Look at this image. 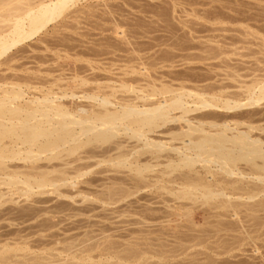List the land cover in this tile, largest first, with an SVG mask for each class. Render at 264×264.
<instances>
[{
    "label": "rangeland",
    "instance_id": "374dc122",
    "mask_svg": "<svg viewBox=\"0 0 264 264\" xmlns=\"http://www.w3.org/2000/svg\"><path fill=\"white\" fill-rule=\"evenodd\" d=\"M3 1L0 19L28 2L10 0L13 3L5 6ZM74 1L60 19L13 49L14 58L9 53L16 75L30 74L28 80L34 83L44 76L53 82L52 87L48 84L52 92L60 94L62 89L61 93L76 96L74 101L69 96L63 100L73 107L75 101L79 106L95 105L84 96L97 86L115 85L118 93L128 81L131 88L124 89L127 93L121 89L118 98L134 97L139 88L148 92L149 81L193 90L210 87L211 92L230 87L229 92H237L243 84L264 80V0ZM9 66L4 67L10 70ZM4 71L0 75L8 72ZM57 79L60 85L54 83ZM140 84L146 85L144 89ZM258 105V112L264 113V101ZM255 107L242 110L254 112ZM124 135L111 144L86 146L81 154L55 160L53 166L64 170L71 168L67 160L72 162L71 174L74 167L82 172L69 182L74 188L69 183L50 186L36 189L29 198L5 200L0 207V264H264V193L254 192L253 199L244 194L240 200L184 198L180 193L184 186L179 184L187 183V176L189 181V176L192 181L206 179L202 165L195 167L192 177L186 169L175 173H188L184 179L181 174V182L177 176L176 185L169 179L175 175L158 183L157 171L164 165L154 174L138 176L114 160L120 155L115 150L119 143L128 152L136 148V142ZM92 148L96 155L100 152L97 159ZM138 156L144 163L149 159L148 154Z\"/></svg>",
    "mask_w": 264,
    "mask_h": 264
},
{
    "label": "bare ground",
    "instance_id": "6f19581e",
    "mask_svg": "<svg viewBox=\"0 0 264 264\" xmlns=\"http://www.w3.org/2000/svg\"><path fill=\"white\" fill-rule=\"evenodd\" d=\"M6 1L5 6H8L15 0ZM27 1L23 8L13 7L14 9L11 8L7 15L0 19V24H5L0 25V72L6 69L8 72L4 71V73L9 75L17 70L14 68V72L11 67V63L15 61H12V56L9 57L13 53L12 50L60 19L74 0ZM3 2L5 3V0ZM12 55L14 58V54ZM4 66L11 67L12 73L10 74L11 69L8 70L9 68ZM21 71L18 70L20 73ZM29 73L30 71L27 74ZM6 74L0 75V207L7 199H15L17 196L29 198L36 189L67 186L71 180L81 176L79 174L82 173L79 172L81 168L77 166V169L80 168L77 173L73 164L76 172L74 177V172H72L74 176L68 172L70 169L73 170L72 162L69 163L67 160L71 168H66L67 164L64 170L59 164L58 167L53 166L57 160L61 162L62 159L64 161V157L70 158L77 153L81 154L79 151L86 146L111 144L122 134H125L124 136L129 140H134L137 143H135L136 148L128 152V149L124 150L123 145L118 142L117 146L122 151L115 148L120 155L119 157L115 155L117 158L115 157L114 160L118 161L116 164L131 169L130 171L136 172L138 176L149 172L154 174L153 170L156 167L164 165L163 169L161 167L162 170L157 171L162 175L158 174L160 178L158 183L159 181L162 183V178L165 176L175 175L174 179L171 177L169 179L173 185H176L179 179L181 182V178L184 179L183 175L186 176L188 173L186 171L184 174L175 173L186 169L191 175L197 165H202L201 168L206 170L204 173L208 174H206L208 177L205 176L206 179L200 177L201 180L198 177L199 181H192L189 176V181L185 180L188 179L187 176L184 181L188 182L179 184L180 188L184 186L182 191L178 190L184 198L201 195L209 200H216L237 196L240 200L244 194L248 196L247 198L253 199L258 192L264 193V113L257 110L260 107L258 104H263L264 101V80L254 81L250 85H238L241 86L238 88L239 92L233 90L229 92L228 89L231 88L228 86H225V89L228 88L227 91L220 89L216 92H211L210 87H207V90L202 88V90H193L194 88L189 89L181 84L179 88L166 83L158 86L155 80V82L148 80L146 84L150 89L148 92L147 89L146 93L140 88L132 89L134 97L127 94L128 98L120 96L119 99L116 94L120 93L121 89L131 88L128 81L129 85L126 82L125 86H119L118 93H116L118 88H115V85L109 86L110 84L104 89L101 86L100 88L97 86V89L93 87L96 91L90 88L94 92L90 91L89 94H92L86 95L88 97H81L85 100L88 98V101L90 100L88 104L92 101L96 104L88 107L81 101L79 106L78 101H75L74 104L77 106L73 107L63 100L69 96L71 101H74L76 96L61 93L62 89L58 90L60 94L55 90L56 93L52 92L48 84L50 83L52 87L53 82L51 83L50 80L46 82L45 78L42 79L44 76H41V79L45 83L40 78L41 81L37 79L38 83H34L31 81L32 78L28 80L30 74V76L26 75L27 78L23 74L20 77L19 73L18 77L16 73L14 76ZM37 75L40 76L35 74ZM48 78L47 76L46 79ZM176 80L178 81V78H174L173 82ZM57 81L54 83L60 85ZM144 81L147 82V79L145 78ZM54 87L52 89H55ZM219 87L215 89L218 90ZM246 107H255L257 111L252 108L254 112H248L249 108V110L245 109L247 112L244 113L242 108ZM95 149L92 148L93 151ZM96 152L95 150L97 159L100 152L97 155ZM64 153L67 156L63 155ZM90 153L93 154L89 152V155ZM138 154L140 157L148 154L149 157H145L149 159L144 163L142 158L138 159ZM90 156L87 160L91 158ZM95 156L93 154L92 158ZM82 159L84 158L80 159L81 162ZM165 159L167 163L164 164L161 160L165 161ZM67 161L65 159V162ZM54 174L58 176L53 178ZM228 178L230 181L227 182ZM249 180L253 181L252 184ZM243 181L246 183L238 186ZM73 185L72 183L70 186ZM163 188L169 190L166 186ZM169 191L171 194H178ZM41 194L44 193L41 191ZM175 196L179 197V195ZM6 263L11 264V262Z\"/></svg>",
    "mask_w": 264,
    "mask_h": 264
}]
</instances>
